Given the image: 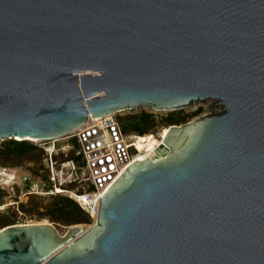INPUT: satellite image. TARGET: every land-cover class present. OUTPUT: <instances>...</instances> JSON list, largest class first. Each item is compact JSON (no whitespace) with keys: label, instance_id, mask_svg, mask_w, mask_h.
Returning a JSON list of instances; mask_svg holds the SVG:
<instances>
[{"label":"water","instance_id":"obj_1","mask_svg":"<svg viewBox=\"0 0 264 264\" xmlns=\"http://www.w3.org/2000/svg\"><path fill=\"white\" fill-rule=\"evenodd\" d=\"M192 103L92 227H6L0 264H264V0H0V145Z\"/></svg>","mask_w":264,"mask_h":264},{"label":"rangeland","instance_id":"obj_2","mask_svg":"<svg viewBox=\"0 0 264 264\" xmlns=\"http://www.w3.org/2000/svg\"><path fill=\"white\" fill-rule=\"evenodd\" d=\"M210 112L211 109L208 104L202 103L177 111L161 112L162 114L156 113L147 108L126 110L116 113V117L123 131V125L128 124L131 118L144 113L154 116L157 125L150 133L143 135L147 137V140L139 144L140 150L146 147L147 151L150 152L149 149L152 146L153 150L158 146V142L161 139L158 135L164 129L166 130L171 127L166 125L165 122H162L164 118L169 115H173L177 119L185 118L184 122L178 124L181 126L193 122ZM132 134L135 133H128L126 135ZM150 135H153L154 137ZM68 137L69 136L55 140L58 141L56 142L58 148L66 150V153H60L59 156L55 158L58 167V176L56 177L55 186L57 184L58 189L62 190L60 194L29 195L32 191L31 187L35 183L45 184V191H50L54 187V184L51 182V171L46 162L45 153L42 147L43 145L41 143L35 144L30 142V144L37 148V151L24 155L21 158L18 167L11 165L3 167L2 164L4 163V158L0 155V220L10 218L11 220H15L16 225L48 223L53 225L61 235H65L69 231L72 226L67 227L55 223L49 217L43 216V214L46 213L47 208L53 203L56 196L72 199L74 195L81 194L85 189H88V185L84 182L85 174L80 160L76 161V170H73L70 167L62 168V164L66 162L70 156H74L75 152L78 150V145L75 140L68 139ZM10 141L15 140H6L2 142L0 150ZM10 163L13 164L14 162ZM5 172L9 175L12 174V177L6 175ZM3 173L6 176H3ZM90 219L91 222L81 225L92 227L96 219L95 221L92 218ZM0 230L2 229L0 228Z\"/></svg>","mask_w":264,"mask_h":264},{"label":"built area","instance_id":"obj_3","mask_svg":"<svg viewBox=\"0 0 264 264\" xmlns=\"http://www.w3.org/2000/svg\"><path fill=\"white\" fill-rule=\"evenodd\" d=\"M161 133L158 136L161 137ZM150 136L154 137L153 135ZM144 137L138 134H124L116 115L95 119L89 118L82 128L69 135L68 139L75 140L78 145L74 157L79 158L82 162V169L85 174L84 182L88 185V189H85L81 194L74 195L72 199L94 221L102 197L140 156H146L147 150H140L137 145ZM56 142L55 140L40 142L43 145L46 162L51 171V182L54 187L50 191H45V184L35 183L32 185V191L29 195H55L61 193L62 190L58 189L57 184L55 186L56 177L58 176L55 158L60 153H66V150L58 148ZM76 164V160H68L62 164V168L70 167L76 170ZM84 196L88 198V203L80 200Z\"/></svg>","mask_w":264,"mask_h":264},{"label":"trees","instance_id":"obj_4","mask_svg":"<svg viewBox=\"0 0 264 264\" xmlns=\"http://www.w3.org/2000/svg\"><path fill=\"white\" fill-rule=\"evenodd\" d=\"M185 121V118H175L173 115H169L164 118L162 122H165L169 126H179L178 124ZM157 125L153 115L141 114L134 118H131L128 124L123 125L124 133H137L140 136L148 134ZM4 148L0 150V155L4 158L3 167H8V165L18 167L20 160L24 155L33 153L37 151V148L30 144V142H18L10 141ZM153 150V146L149 151ZM80 159L70 156L68 160ZM10 162H14L11 164ZM45 217H49L53 222L62 224L64 226H77L81 224H87L91 222L90 216L81 209V207L71 198L56 196L53 203L47 208L46 213L43 214ZM16 225L15 220L10 218L0 220V228L4 229L6 227Z\"/></svg>","mask_w":264,"mask_h":264},{"label":"bare ground","instance_id":"obj_5","mask_svg":"<svg viewBox=\"0 0 264 264\" xmlns=\"http://www.w3.org/2000/svg\"><path fill=\"white\" fill-rule=\"evenodd\" d=\"M90 74H94V75H97L98 73H90ZM103 94L104 93H101L100 94V96H103ZM86 101V100H85ZM85 105L87 106V103L85 102ZM192 105H195V103H192V104H190V105H188V106H184V108H182V109H185V108H188V107H190V106H192ZM197 105V104H196ZM141 108H147V109H150V110H153L154 112H156V113H160V114H162L161 112H171L172 110L171 109H168V108H166V107H161V108H158V107H153V106H149V105H138L137 107H135V109H141ZM126 110H130V109H118V110H115L114 112H111V113H109V114H107L106 116H110V115H116V113H119V112H121V111H126ZM158 111V112H157ZM86 113H87V115H88V120H89V118H94L93 116H92V114H91V112L88 110V109H86ZM106 116H104V117H106ZM102 118V117H101ZM95 119V118H94ZM169 130L170 129H166V130H164V132H162L161 133V139H160V141L158 142V146H160V144H164L165 142V139L163 140V138H164V136H166V135H168L169 134ZM147 140V137L145 136L144 137V139H142V141H140V143H142L143 141H146ZM28 141H31V142H33V143H35V144H37V143H40V142H42V141H39V140H34V139H32V140H28ZM58 142V141H57ZM140 143H138L137 145H138V147H139V144ZM158 146H157V148H158ZM157 148L155 149V150H152V151H150V152H148L147 151V154H146V156H148V155H150L151 153H154L156 150H157ZM141 150H147V148L145 147V148H142ZM145 156H140L139 157V159L138 160H136V162L137 161H139L140 159H142V158H144ZM134 164V163H133ZM132 166V165H131ZM5 174L6 175H9L8 173H6L5 172ZM4 173L2 174L3 176L5 175ZM5 175V176H6ZM12 175V174H11ZM11 175H9L10 177H12ZM14 177V176H13ZM60 192V191H59ZM80 200L81 201H83V202H85V203H88L89 202V200H88V198L86 197V196H84V197H82V198H80ZM95 219L97 220V218L95 217ZM96 222V221H95ZM37 224H39V223H37ZM40 224H48V223H40ZM95 224V223H94ZM88 227V226H87ZM84 228V227H83Z\"/></svg>","mask_w":264,"mask_h":264}]
</instances>
